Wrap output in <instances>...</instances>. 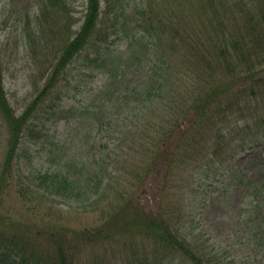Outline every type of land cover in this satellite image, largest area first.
<instances>
[{
	"label": "rangeland",
	"instance_id": "374dc122",
	"mask_svg": "<svg viewBox=\"0 0 264 264\" xmlns=\"http://www.w3.org/2000/svg\"><path fill=\"white\" fill-rule=\"evenodd\" d=\"M179 4V0H122L114 8L117 34L110 37L107 66L92 63L85 67L84 50L60 81V93L45 95L23 129L11 175L4 174L0 234H16L18 229L24 232L23 226H30L26 234L32 238L29 252L36 250L42 259L70 242L75 264H194L179 252L154 244L151 238L135 232L129 235L122 229L123 220L121 231L115 229V217L124 209L130 212L146 207L166 218L189 241L206 248L208 255L216 251L222 256L221 264H264V235L238 215L247 192L240 181L242 174H248L254 184L262 181V104L240 98V88L234 87L215 106L226 115L217 120L215 128L208 122L204 126L191 124L187 117L175 135L168 132L172 122L165 114L180 112L183 104L186 111L191 103L174 98L187 96L196 83L207 85L205 77L210 70L205 68L206 62L215 68L213 47L220 43L209 45L207 39H215L216 34L219 40L227 39L220 31L212 32L211 13L205 3ZM222 6L225 23L228 20L234 36L233 19L240 15L236 0L223 1ZM84 8L85 0H68L65 15L49 0H0L4 91L15 115L21 114L47 83L63 47L62 26L70 22L67 38H73L82 24ZM138 8L145 14H138ZM138 15L140 27L145 24L147 28L140 35L133 28ZM202 45L209 49L205 62L193 51ZM163 61L167 68L180 72L182 82L172 77V87L162 89V98L153 101L155 107L147 108L146 102L142 111L139 102L146 98L144 89L155 82ZM163 104L170 108L162 110ZM180 134L185 136L177 141ZM7 138V125L0 113V173ZM223 139L226 141L217 147L215 143ZM254 142L260 146L250 149ZM242 144L248 150L243 151ZM176 145L184 147L177 149ZM158 152L163 155L159 160ZM18 163L25 176L56 169L79 182L89 173L92 176L78 184L79 196L77 190L69 192L70 188L63 196H23L17 190ZM87 188L91 194L85 195ZM10 221L18 229L8 227ZM98 230L102 237L92 241L88 234ZM47 231L55 234L54 241L40 236ZM260 231L264 233V228ZM0 247L10 248L2 243ZM11 253L2 264H13L15 253Z\"/></svg>",
	"mask_w": 264,
	"mask_h": 264
},
{
	"label": "trees",
	"instance_id": "16d2710c",
	"mask_svg": "<svg viewBox=\"0 0 264 264\" xmlns=\"http://www.w3.org/2000/svg\"><path fill=\"white\" fill-rule=\"evenodd\" d=\"M49 1L51 5L57 4L58 7H61L64 10L65 15H67L68 0ZM151 1L152 0H147V2L150 3ZM179 1L180 4L184 5H194L195 2L205 3L204 8L209 9V13H211L208 17H210L209 22L212 23V32L220 31L224 37H227V39L224 38L223 40H219L217 34L215 39L212 36L207 39L209 45L212 44V42L220 43L213 47V51H215V56L217 58H214L215 68H212L209 63L206 62L205 68L210 70L205 77L209 81L206 83L207 85L196 83V86L191 91L186 92L187 96L174 98L182 101L187 99L191 103L186 111L184 110L185 105L183 104L180 107V112L175 111L174 114H165L172 122L168 132H174L175 135L177 129L184 125L187 117L191 119V124L204 126L207 125L208 122L210 124L209 127L212 129L215 128L217 126H215L217 120L222 121L226 116L215 110V106H219L222 98L228 93L231 94L229 91L234 87L240 88L238 92L240 98L243 97L245 100L249 98L254 100V103L257 101L259 102L258 104H262V107H259V109L264 110V69H262V66L264 65V0H236L240 15L233 19L231 28L236 29L234 31V36H231V32L228 28L229 23H227L228 20H226L225 23V17L223 16L225 8L222 5L223 1L226 0ZM121 2L122 0H85L83 21L79 30L75 33L73 38H67L71 24L70 22H66L64 24L66 26H62L64 34L62 39L63 47L60 49V54L52 65L53 68L51 75L40 93H38L35 99L19 115H15L11 106L8 105L4 91L3 70L0 60V113L5 120L8 129L7 148L2 164V172L0 173V193L3 190V182L6 181L4 174L7 173L8 176L11 175L22 132L28 124L29 118L36 108L42 104L46 94L60 93L58 91L59 83L69 74L71 70L69 67L77 60L78 54L85 50V67L87 68L92 63H105L104 65L107 66V60L109 59L108 46L111 42L110 37L117 34L116 25L118 24V17L114 16V8ZM142 11L141 8H138V14H142ZM140 16L141 15H138V18L135 21V26L133 27L138 35H140L143 30L147 31L145 24L140 27ZM154 29V27L151 28L152 33H155ZM187 36L188 34L184 38L185 42L188 39ZM185 42H181V44H185ZM182 46L187 48V46ZM193 51L199 53L202 61H206L204 57H208L209 52L207 46L202 45ZM91 54H93L94 57H90ZM189 59H191L190 56ZM163 64V68L159 70L155 82L149 85L146 90L144 89L146 98L139 102L142 111L145 108L144 103L146 102L147 108L151 109L155 107L153 101L157 98H162V89L172 87L173 84L170 81L172 77H175L177 81L182 82V77L179 75V71H173L170 66L167 68L166 61H163ZM178 85L179 87L183 86L180 84ZM233 95L238 96L237 94ZM53 107L54 104L50 109H53ZM166 108L170 107L163 104L162 110H165ZM132 109H134V107ZM254 110L256 111L257 107L254 108ZM187 112L188 114H186ZM145 115L150 116L151 114ZM182 119H184V121H182ZM211 128L209 129L211 130ZM183 136H185V134H180L177 141H179L180 138L182 139ZM223 141L226 140L223 139L222 141H217L215 144L219 147ZM244 142L245 141L242 140V143ZM254 143L255 144L249 146L250 149L260 146L259 142ZM176 146L177 149L184 147L183 145ZM242 150L246 151L248 148L243 145ZM215 152L216 151L213 153ZM248 155L251 154L247 153V156ZM161 156L163 155L158 152L159 158L157 160H159ZM258 156L255 155L254 158H257ZM180 162L183 164L181 159ZM16 172L19 175L17 190L20 195H32V197L35 198L50 197L53 195L61 196L66 193L67 188L71 189L69 192L77 190L78 193L76 192V195L79 196L81 190L79 185L85 184L87 179L92 176L90 175L91 173H89L83 182H79L77 179L73 178L74 176L65 173L60 169H56V171L52 172H37L25 176L19 163ZM261 174L262 181L259 185L254 184L252 180L249 179L248 174H242L240 181L241 184L247 187V192L245 193L246 202L239 210L238 215L242 217V222L254 226V230H257L256 232L264 235V233H261L260 231V229L264 228V170H262ZM22 178H25L26 183H24ZM88 193L89 188L84 191L85 195ZM89 194H91V192ZM69 196L72 197L74 195L69 194ZM127 213H130V215ZM115 219V229L118 228L121 231L119 223L121 225V221L123 220L124 225H121L122 229L125 228L126 231L129 232V235H133L132 232H135L145 238H151L155 241L154 244L162 245L164 248H170L171 250L177 251L182 256H186V258L192 260L194 264H221V255L214 250L211 251V255H208L209 251H207L206 248L189 241L179 232L180 230L173 228L168 220L166 218H161L156 211L155 213H150L146 210V207H143V210L141 211L133 210L128 212L127 209H124L119 217L116 216ZM8 224V227L15 226L14 228L18 229L16 223L10 221ZM23 227L24 232H21L20 229H18L16 234H10L6 231L0 234V243L10 247L9 249L0 247L1 264L4 260H7L9 256L13 255L11 253L12 251L15 253L13 264H75V256L72 255L74 253V248L70 242H67V247L58 246L57 249L54 250L55 252L49 255L47 259H42V256L36 253V250L34 249H31L29 252V245L32 238L26 234L29 233L30 226ZM47 232H41L40 236L54 241V233ZM88 235L91 236L92 241H94L93 239H96L97 236L100 238L102 237L100 230H98L97 233Z\"/></svg>",
	"mask_w": 264,
	"mask_h": 264
}]
</instances>
